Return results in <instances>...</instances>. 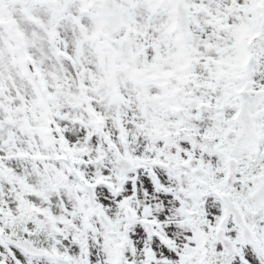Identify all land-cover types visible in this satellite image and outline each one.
Listing matches in <instances>:
<instances>
[{"label":"snow or ice","instance_id":"obj_1","mask_svg":"<svg viewBox=\"0 0 264 264\" xmlns=\"http://www.w3.org/2000/svg\"><path fill=\"white\" fill-rule=\"evenodd\" d=\"M0 264H264V0H0Z\"/></svg>","mask_w":264,"mask_h":264}]
</instances>
